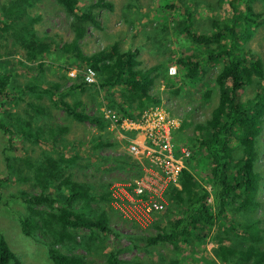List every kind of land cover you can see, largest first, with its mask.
Returning a JSON list of instances; mask_svg holds the SVG:
<instances>
[{
	"label": "rangeland",
	"instance_id": "1",
	"mask_svg": "<svg viewBox=\"0 0 264 264\" xmlns=\"http://www.w3.org/2000/svg\"><path fill=\"white\" fill-rule=\"evenodd\" d=\"M8 1L0 0V5H7ZM92 1L94 0H78L77 5L82 6ZM102 1L109 2L112 6L103 5L91 9L92 12H97L95 18L98 25L90 21L84 35L77 40V44L84 54L99 50L115 40L126 49L139 48L138 58L141 61V68L158 66L159 76H155L157 70L151 71L154 73L152 76L154 82L153 91L150 94L157 92L161 99L158 103H153L151 100L145 101L139 107L138 115L135 108L128 111L133 114L130 119L128 113L123 115L112 102H109L108 94L98 89L99 79L92 68L84 66L85 68L82 69L80 66L77 70V66L68 64L74 62L69 59L68 53L60 57L48 56L49 58H45L43 65L39 67L36 66L37 60L30 61L33 68H29L26 65L29 63L28 60L24 59L23 64L18 63V60L24 58L22 50L13 48L5 38L1 39L0 32V43L3 41L7 44L1 48L4 54L0 59L5 62H1L0 66V73L4 75L1 78L3 87L0 86V97L4 92L8 95V102L0 106V121L5 119L4 115H7L3 110L19 117L33 115L31 122L33 132L28 140L17 136L16 132L5 134L3 129H0V229L2 233L10 248L24 263L54 264L46 254V242L49 238L39 236L36 241L26 236L19 222L13 218L14 209H22L24 206L19 195L16 199V193L19 194L22 188L31 189V185L30 182L18 177L15 167L8 166L13 164L25 169V160H30L32 165H38L37 162L46 153L56 160L51 167V175L56 181H63L66 177L72 180H88L95 183L98 188L105 182V189L109 191V194H105L104 198L98 200L97 206L112 217L114 225L123 224L119 227V232L134 233L133 238L115 237L107 232L98 231L89 234L90 227L82 226L80 230H86L87 234L80 239L78 237L64 239V243L57 246L61 251L68 254L69 252L86 254L85 264H113L112 259H106L110 254L115 255L118 264H136L137 262L170 264L172 259L178 260L174 264H241L235 257L221 258L216 253L221 243L220 238H223L218 227L222 226L218 222L209 228L208 221L203 220L204 225L197 230L200 237L197 236L195 229L188 241L180 239L171 243L160 241L151 246H146L144 241H140L141 237L165 226L177 212L176 200L170 199L169 195L172 190L181 187L179 181L181 169L188 170L196 178V183L200 181L203 183V175L206 173V170L201 169L203 163L200 164L201 159L198 155V152L204 151V148L194 140L190 143L188 138H194L195 132L198 133L195 123L206 119L211 106L217 101L218 89L213 79L221 69L224 57L216 58L206 54L205 50L211 48L212 44L196 45L195 42L189 41L185 38L183 30L180 31L181 33L176 30L177 23L182 21L180 24H185L184 21L190 19L191 25L197 32L210 34L213 29V14L220 10V18L227 16L228 5L223 3L220 8L209 9L202 1L196 7L195 0ZM256 10L264 16V1L256 6ZM29 12L31 15L41 14L40 21L34 24L38 34L50 36L56 34L59 40H55L59 46L61 42L71 41L74 38L73 30L68 25L71 18L65 16L55 0H39ZM143 12H147L146 15H143ZM189 12H191L190 15ZM243 45L259 53V56H255L244 48L243 53L251 60H264V25L254 28L253 35L243 41ZM59 46L55 48L58 49ZM188 52H192L194 57L201 59L204 73L198 83L179 87L178 77L182 78L184 71L179 61L185 54H190ZM171 67L174 68L173 72ZM89 77H91L90 80ZM76 81L81 86L89 87L82 92L79 91L78 94L85 105L83 112L90 115L94 113L103 115L106 119L103 122L104 128L91 120H77L68 115L64 111L65 106L63 107L57 101L58 96L62 95L64 90L66 93L69 86ZM163 81L168 83L165 84ZM29 82L38 83L41 87L57 82L58 86L54 88L51 98L40 91L43 96L38 100V98L29 97L28 92H24L26 91L24 85ZM121 88L122 86L118 85L115 90L117 99H121ZM249 91L247 87L245 92ZM62 98L69 104L76 100V96H73L71 92L63 94ZM29 100L45 107L47 112L42 117L34 114V108L28 106ZM72 107L76 110L81 109ZM180 118L181 124H170L173 120L178 123ZM59 127H62L64 131L58 132ZM175 135L177 139L178 135H181L178 141H175ZM155 136L158 137L160 148L154 143ZM261 137L264 139V131ZM167 142L170 146L168 153L163 149V145ZM7 146L11 148L6 149L4 154L2 150ZM193 154L195 158L191 157ZM108 164L111 166H107ZM258 164L255 170L260 176L259 180L264 190V160H260ZM148 176L155 181V187L147 190L145 184L139 185L141 188L139 204L143 203L151 208L147 219L140 211L130 213L127 209L132 206L128 204V207H125L124 201H119L120 206L124 208L114 205L105 209L102 207L103 203L110 205L116 202L113 196L114 190L126 189L125 183H129L130 188H137L136 181L139 179L146 181ZM205 186L212 192L208 184ZM91 190L93 191L92 188ZM123 191H119V194ZM90 200L92 204V198ZM261 201V209H263L264 194ZM207 202L210 203L209 197ZM236 211L235 208L230 210L225 218L228 216L227 219L230 220L229 227L236 226V230L232 232L233 236L239 237L236 234L240 230L239 222L247 217H242L246 212L239 213L241 217H238ZM260 227L263 229L261 225ZM247 242L251 243L250 240ZM223 243L225 244L223 251H229L227 247L230 241L224 240ZM75 244L81 245V248H72ZM85 245L90 248H85ZM231 255L234 256V254Z\"/></svg>",
	"mask_w": 264,
	"mask_h": 264
},
{
	"label": "trees",
	"instance_id": "2",
	"mask_svg": "<svg viewBox=\"0 0 264 264\" xmlns=\"http://www.w3.org/2000/svg\"><path fill=\"white\" fill-rule=\"evenodd\" d=\"M38 1L9 0L7 5H0L1 39L5 38L13 48L22 50L24 58L18 60L19 64H23L25 59L29 61L26 65L33 68L31 62L37 60L36 66L39 67L43 65L45 58H49L48 56L60 57L62 54L68 53L69 59L74 61L68 63L69 65L91 67L96 72L99 79L98 89L109 95V102H112L123 115L134 108L138 115L139 107L147 100H151L153 103L160 101L157 95L149 93L152 82L150 71L157 69L158 66L141 68V61L138 58L139 48L126 49L120 46L119 41L115 40L99 50L84 54L77 44V40L84 35L90 21L98 25L95 18L97 12H92L91 9L103 5L111 7L109 2L94 0L78 6V0H55L60 9L64 11L65 16L71 18L68 25L74 33V38L71 41H63L59 46L55 40H59L56 34L54 36L40 35L34 27V24L40 21L41 14L31 15L29 11ZM200 1L209 9L220 8L223 3L229 7L228 15L223 18H220V10L213 14V29L210 34L197 32L191 25L190 19L183 20L185 24H180L182 21H179L176 27L178 32L183 30L185 38L195 42L196 45L212 44L211 48L205 50L209 56L224 57L221 69L213 79L218 89L217 101L211 106L209 116L203 121L195 123L194 126L198 129V133L195 132L194 138H188L190 143L194 140L204 148V151L201 150L198 155L201 159L200 164L203 163L201 169L206 170V173L203 175V183L202 181L196 183V178L188 170L182 171L179 178L181 188L172 190L169 195L170 199L176 200L177 212L165 226L142 237L146 246L155 245L160 241L166 243L179 239L188 241L192 231L196 229L197 232L204 225L203 220L208 221L210 228L224 217L222 227L218 226L219 229L221 231L231 230L226 225L228 223L230 226V220L225 216L234 208L239 212L243 210L246 212L244 217L247 218L239 222L238 234L241 239L243 232L249 233L248 238L251 239L258 232L263 231L259 225L260 218H249V216L258 207H261V203L257 199L260 176L254 166L261 153L262 141L260 137L264 130V60H251L248 55L246 56L243 53L244 48L255 56H259V53L249 47H244L243 41L252 36L254 28L259 25L263 27L264 16L256 10V6L264 0H195L196 7L199 6ZM146 13L142 14L146 15ZM188 14L190 15L191 12ZM55 36L56 38H54ZM225 39L226 41H224ZM6 45L3 41L0 43V57L4 54L1 52V48ZM55 46H59L58 49ZM188 53L190 54H185L179 61L180 66L184 67L183 77H178L179 87L198 83L204 73L201 59L194 57L192 52ZM245 53L247 54V51ZM1 62L4 63L5 60L0 59V66ZM159 75L160 72L155 73V76ZM3 76L0 73L1 88L3 87L1 79ZM171 78L170 80L173 82ZM164 80L169 81V79ZM118 85L122 86L121 99L116 98L115 90ZM56 86H58L57 82L45 87L29 82L24 85L26 90L24 92H28L29 97L38 98V100L43 96L40 91L45 92L51 98ZM69 87L71 89L68 88L66 93L64 90L63 94L71 92L73 96H76V100L69 104L63 100V94L59 95L57 101L63 107L65 106L64 111L77 120H91L104 128L103 122L106 119L101 114L90 115L83 112L85 105L78 94L79 91L82 92L89 87L81 86L77 81ZM247 87H249V92H245ZM5 102H8L7 92H4L0 97V106ZM28 106L33 107L34 114L39 117L47 112L45 107L38 105L37 102L33 103L32 100L28 101ZM72 106L81 109L76 110ZM3 111L7 115H4L5 119L0 121V129H3L5 134L16 132L17 136L28 140L33 132L31 127L33 115L19 117L7 110ZM132 116L133 114L129 112L128 118L132 119ZM62 131L64 129L59 127L58 132ZM180 137L181 135H178V139ZM174 139L178 141L176 135ZM10 148L11 146L4 147L3 153L5 154V150ZM191 157L195 158V155L193 154ZM37 163L38 165H32L30 160H25V169L22 166L8 165L15 167L18 177L20 176L23 181L30 182L31 185V189L22 188L19 194L16 193V199L19 195L24 206L22 209H14L13 218L19 222L21 230L26 236L35 240L39 236L49 238L46 242V254L54 264H85L86 254L81 252H69L68 254L57 246L64 243V239L82 238L86 235L87 232L80 230V226L90 227L89 234L98 231L99 227L103 228L105 214L97 215L98 210H94L86 215L87 210L91 207L90 196L94 194L92 190L90 191L91 187L86 180H72L66 177L63 181H56L51 175V167L54 166L56 160L49 154L45 153ZM205 184L210 186L212 192L206 188ZM105 194H109L106 189ZM96 196L102 198L101 194ZM210 196H212V202L208 203L207 198ZM197 236L200 237L198 232ZM76 247L81 248V245L75 244L72 248ZM86 247L90 248L88 245H85ZM218 250H224L220 243ZM224 254L227 257L229 254L240 256L242 264H264V246L262 244H246L239 249L227 250ZM101 255L103 254L101 253ZM106 259H112L113 264L119 263L114 254H110ZM176 261L178 260L172 259L170 264H174ZM0 264H26L10 248L1 230ZM136 264H142V262Z\"/></svg>",
	"mask_w": 264,
	"mask_h": 264
},
{
	"label": "clouds",
	"instance_id": "3",
	"mask_svg": "<svg viewBox=\"0 0 264 264\" xmlns=\"http://www.w3.org/2000/svg\"><path fill=\"white\" fill-rule=\"evenodd\" d=\"M253 35V34H252ZM101 49V48H100ZM96 51V50H95ZM152 67V66H151ZM78 66H77V70H78ZM85 67L83 66L82 67V69H84ZM90 69H91V67H89ZM155 70H157L156 72H158V68L157 69H155ZM154 71V70H153ZM151 72V71H150ZM155 72V73H156ZM154 75V73H151V76H153ZM98 78V77H97ZM153 82H154V78L152 77V82H151V84H150V89H149V93H151L152 91H153ZM164 82V81H163ZM165 83V82H164ZM166 84V83H165ZM155 95H157V97L159 98V99H161V97L159 96V94L156 92V94ZM103 116V115H102ZM104 117V116H103ZM105 118V117H104ZM170 124L171 125H175V124H181V118H180V120H179V122L177 123L175 120H173V121H171L170 122ZM264 131V130H263ZM260 139H261V141H262V145H261V153L258 155V160H257V162H256V164H255V166H254V169H255V167L256 166H258L259 164V162H260V160H264V139H262V137H260ZM107 166H111L110 164H108ZM110 169H112L113 167H109ZM116 169V168H115ZM114 170V169H113ZM184 169H181V173H182V171H183ZM87 181V183L90 185V187L93 189V193L94 194H92V192H91V194H92V196H90V198H92V201H93V203L91 204V207L87 210V213H86V215L87 214H89L90 212H93L94 210H98V212H97V215H100L101 216V214L102 213H104L105 214V220H104V222H103V225H104V227L103 228H101V227H99L97 230H98V232H107V233H109V234H112L113 236H125V237H131V238H133V236H134V233H123V232H119L118 230L120 229L119 227H121L123 224L122 223H120V225H114V221H113V219H112V217L111 216H108V214L107 213H105L104 212V210L103 209H101L99 206H97V202H98V200H101L102 198H104V196H105V182H103L102 184H101V187L100 188H98L97 187V185L95 184V183H93V182H91V181H88V180H86ZM179 188H181V187H179ZM97 194H101L102 195V198H98L96 195ZM263 194H264V190H262V186H261V183H260V189H259V191H258V195H257V199L260 201V203H262V201H261V199H263ZM115 199V198H114ZM209 200H210V202H212V196H210L209 197ZM115 201H117L116 199H115ZM116 203V202H115ZM115 203L114 204H110V205H105L104 203H103V205H102V207L105 209L106 207H108V208H110V206L111 205H114V206H116L115 205ZM116 207H120V208H124L123 206H116ZM241 209V208H240ZM130 213H133L132 212V210H129V209H127ZM245 213V211L243 210L242 212H239V211H236V215L238 216V217H241V216H239V213ZM243 213V214H244ZM249 213V212H248ZM242 217H244V216H242ZM253 217H258V218H260V220H259V225H261L262 226V228H263V231H261L260 233H259V235L258 236H255V237H252L251 239L250 238H247V237H249V233L248 234H245L244 232L242 233V237L244 236V235H246L245 236V245L244 246H246V244H251V243H253L254 245H260V244H262V246H264V208L263 209H261V207H258L257 209H256V211L255 212H253V215H251V218H253ZM226 218H228V216L226 217ZM240 219V218H239ZM244 219V218H243ZM220 221H224V219H220L219 221H217L221 226H222V223L223 222H220ZM137 223V222H136ZM240 224V223H239ZM228 227H229V225L228 224H226ZM80 229H82V226H80ZM230 229L231 230H228V229H225L224 231H221V235L223 236V238H220L221 239V243H220V246L222 245L223 247H225V244L223 243V241L224 240H226V241H230V243H229V247H227L229 250H231L232 248H235V249H237V247H238V245L239 244H241V238H240V235L238 234V231H237V235L239 236V237H235V236H233V234H232V232L233 231H235L236 230V226L235 227H230ZM1 230V229H0ZM86 231V230H85ZM6 238V237H5ZM80 239V238H79ZM140 239V238H139ZM248 240H250L251 241V243H248L247 241ZM140 241H142V237H141V239H140ZM262 241V242H261ZM237 242H238V244H237ZM81 243H83V242H81ZM227 251V250H226ZM224 252L225 251H223V250H218V247H217V250H216V253L217 254H219L220 256H221V258H228V257H235L236 258V260L239 262V263H241V260L242 259H240V256H238V255H236V254H234V256H232L231 254H229V256L227 257L225 254H224ZM242 264V263H241Z\"/></svg>",
	"mask_w": 264,
	"mask_h": 264
},
{
	"label": "built area",
	"instance_id": "4",
	"mask_svg": "<svg viewBox=\"0 0 264 264\" xmlns=\"http://www.w3.org/2000/svg\"><path fill=\"white\" fill-rule=\"evenodd\" d=\"M90 78L91 77H89L88 79L90 80ZM153 140H154V143L156 144V146H158V148H160L158 137L155 136L153 138ZM131 147L135 148V146H131ZM163 147H164L163 149L166 150L167 153L170 152V146L168 145V142L166 145H163ZM131 151L135 154L137 153L135 150H131ZM136 182H138L137 188H130L129 183H125L124 185L126 186V189L120 195L115 194L114 198L117 201H124L126 203V205H124L125 207H128V204H130L134 208L133 209L132 207H128L130 210H132V212L135 213L136 211H140L143 214V217H145L147 219L151 208L148 205H145L143 203L139 204V201L141 199V197L139 196V194L141 192V188L139 185L145 184L146 188L148 190V189H152L155 187V181L150 176H148L146 181L139 179ZM135 201H136V203H135Z\"/></svg>",
	"mask_w": 264,
	"mask_h": 264
},
{
	"label": "bare ground",
	"instance_id": "5",
	"mask_svg": "<svg viewBox=\"0 0 264 264\" xmlns=\"http://www.w3.org/2000/svg\"><path fill=\"white\" fill-rule=\"evenodd\" d=\"M172 70H174V68L173 67H171V71ZM173 72V71H172ZM125 189V188H124ZM123 188L122 189H120V188H118V189H116V190H112L115 194H118V195H120L119 194V191H123L124 190ZM113 196H114V194H113ZM116 206H120V204H119V201H116Z\"/></svg>",
	"mask_w": 264,
	"mask_h": 264
},
{
	"label": "crops",
	"instance_id": "6",
	"mask_svg": "<svg viewBox=\"0 0 264 264\" xmlns=\"http://www.w3.org/2000/svg\"><path fill=\"white\" fill-rule=\"evenodd\" d=\"M245 245V235L241 239V244L238 245L237 249L243 247Z\"/></svg>",
	"mask_w": 264,
	"mask_h": 264
}]
</instances>
